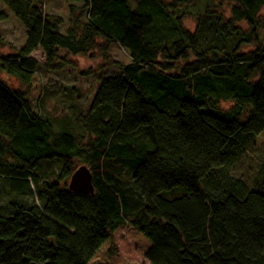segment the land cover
<instances>
[{
	"label": "trees",
	"instance_id": "16d2710c",
	"mask_svg": "<svg viewBox=\"0 0 264 264\" xmlns=\"http://www.w3.org/2000/svg\"><path fill=\"white\" fill-rule=\"evenodd\" d=\"M3 1L26 28L20 49L0 54L7 77L29 85L101 38L131 62L100 78L76 126L85 143L58 134L0 77V181L13 195L0 213V264H116L131 246L146 264H264V165L255 188L231 174L264 133V0H78L64 30L43 0ZM225 4L229 16L216 9ZM53 165L57 175L43 172ZM81 165L93 194L66 184Z\"/></svg>",
	"mask_w": 264,
	"mask_h": 264
},
{
	"label": "rangeland",
	"instance_id": "374dc122",
	"mask_svg": "<svg viewBox=\"0 0 264 264\" xmlns=\"http://www.w3.org/2000/svg\"><path fill=\"white\" fill-rule=\"evenodd\" d=\"M74 5L75 15L81 13L82 3L78 0H43L42 10L46 14L54 15L63 19V30L69 26V7ZM80 6V7H79ZM230 4L218 7V11L226 16L230 14ZM0 14L5 18L0 20V54L7 56L16 53L26 41V28L22 21L16 17L6 2L0 0ZM81 18V17H80ZM202 18V17H201ZM217 18V17H213ZM197 18H185L184 25L191 31H195ZM82 21L84 19L82 18ZM243 28H247L242 23ZM262 44L264 45V8L262 9V30L260 32ZM100 47L90 53L89 56H69L70 64L65 65L59 71L47 70L40 67L29 85L20 83L15 78L7 77L0 71V77L11 89H19L25 93L32 108L43 118L49 120L54 130L61 134L65 131H75L79 134L82 143L87 142L88 136L79 133L76 128L79 124V116L85 114L90 107L91 101L99 86L100 78L110 74L121 73V65L131 62L128 52L116 43L106 42L100 39ZM253 46H246L243 50H252ZM65 52L62 53V55ZM31 56L41 63L45 62L41 49L34 51ZM193 60V58H191ZM184 63V62H183ZM180 64V62H179ZM178 64V65H179ZM178 68V67H175ZM176 72V70H172ZM171 72V73H172ZM224 108L230 107L231 102L223 103ZM80 159H75V165L81 164ZM264 165V133L257 136L245 149L242 157L231 169L232 177L248 182L251 187H257L259 172ZM57 175V165L46 167L43 172ZM259 186H260V180ZM69 179L67 180V185ZM36 193H34V196ZM9 186L0 181V213L6 214L10 211L4 204L12 198ZM31 195H25L22 203L32 202ZM10 206V205H9ZM14 212L15 209L11 207ZM126 228L118 233V238L124 239L123 244L129 247L125 240ZM130 249V250H129ZM118 248L113 261L116 264H146L140 257L136 256L131 248ZM122 250V251H121ZM129 250V251H128Z\"/></svg>",
	"mask_w": 264,
	"mask_h": 264
},
{
	"label": "water",
	"instance_id": "95a60500",
	"mask_svg": "<svg viewBox=\"0 0 264 264\" xmlns=\"http://www.w3.org/2000/svg\"><path fill=\"white\" fill-rule=\"evenodd\" d=\"M68 187L75 192L94 193L93 175L86 165L78 167L70 177ZM30 264H50L49 262H32Z\"/></svg>",
	"mask_w": 264,
	"mask_h": 264
}]
</instances>
